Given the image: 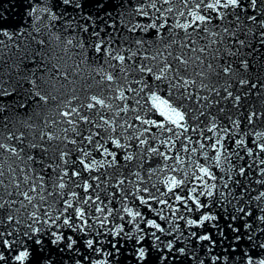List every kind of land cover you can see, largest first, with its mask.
Instances as JSON below:
<instances>
[{"label": "snow or ice", "instance_id": "snow-or-ice-1", "mask_svg": "<svg viewBox=\"0 0 264 264\" xmlns=\"http://www.w3.org/2000/svg\"><path fill=\"white\" fill-rule=\"evenodd\" d=\"M44 13L48 24L37 15L23 40L0 27L9 37L0 39V262L82 264L81 249L103 253L106 243L120 264L126 238L137 244V264H227L224 253L237 250L242 264H264L249 254L264 250V131H255L264 108L244 103L264 89L246 71L264 47V0H54ZM222 102L247 109L242 118L229 113L226 128L216 123ZM161 106L164 119L150 118ZM241 119L253 129L243 133L255 136L252 147L237 138L229 152L219 134L214 142L208 135L233 138ZM182 153L206 163L171 175L162 191L153 178L177 172ZM170 160L176 167H159ZM253 184L261 186L255 196ZM118 198L120 209L111 206ZM121 212L171 238L151 232L145 247L146 228L137 238L109 226Z\"/></svg>", "mask_w": 264, "mask_h": 264}, {"label": "water", "instance_id": "water-1", "mask_svg": "<svg viewBox=\"0 0 264 264\" xmlns=\"http://www.w3.org/2000/svg\"><path fill=\"white\" fill-rule=\"evenodd\" d=\"M33 1V0H32ZM34 1H37V0H34ZM255 62H257V60H255ZM256 82V80H253V83H255ZM263 92L264 93V89H261V90H255V92ZM165 96H166V93H165ZM260 99H262L261 101H259V103H257V105L255 106V108L257 109V108H259V109H261V108H264V95H263V97H261ZM245 104H248V103H245ZM247 110V109H246ZM258 110V109H257ZM216 123H217V125L218 126H220L221 128H226V127H228L229 125H228V121L226 122L227 124H224V123H219L218 121H216ZM208 126H210L211 127V124L209 123L208 124ZM262 131H264V128L262 129ZM215 133H216V135L217 134H225L223 131H220L219 133H217L216 131H214ZM237 132H238V129H235V128H233L232 129V139H231V142H232V144H233V149H234V145H235V139H237L239 136H237ZM251 133V132H250ZM190 134V133H189ZM251 137V139H255V136L254 135H251L250 136ZM248 146L249 147H252V145H251V143L250 142H248ZM241 155H244V153L242 152L241 153ZM97 157H100V156H97ZM251 157H247V156H245V161H247V162H251ZM236 163H240V161H236ZM252 188H253V191H255V189H260L261 188V186L260 185H258V184H253L252 185ZM261 190H264V189H261ZM256 194H258L257 192H256ZM257 253H259V255H257ZM249 254L250 255H252L253 256V258L254 259H260V258H264V250H260V249H255V248H253L250 252H249ZM228 263L229 264H231L232 263V259H229L228 260ZM0 264H2V262L0 263ZM8 264H18V262L17 263H10V259H8ZM221 264H224V263H222L221 262Z\"/></svg>", "mask_w": 264, "mask_h": 264}]
</instances>
